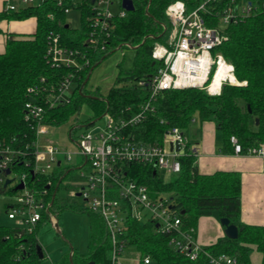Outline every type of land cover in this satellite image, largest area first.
Wrapping results in <instances>:
<instances>
[{"label": "trees", "instance_id": "trees-1", "mask_svg": "<svg viewBox=\"0 0 264 264\" xmlns=\"http://www.w3.org/2000/svg\"><path fill=\"white\" fill-rule=\"evenodd\" d=\"M173 1L133 0V11H128L125 16L114 17L107 41L109 51L102 55V59L117 48L134 47L135 55L132 67L127 69L119 64L115 84L105 95L101 94L99 88L87 87L91 69L102 60L101 57L96 58L94 50L88 47V38L93 30L89 21L92 0H67L63 5H59L57 0H43L15 12L0 14L2 17L17 19L36 16L38 22L32 36L11 35L5 52L0 53V141L22 148L29 144L32 150L36 126L34 121L25 117V104L32 97H36L44 106L45 123L50 127L77 119L85 104L96 111L94 118L81 121L85 125L103 116L106 111L132 114L126 108L132 106L135 111L149 97L147 85H139V81L147 80L157 71L159 63L152 52L154 46L162 43L169 32L171 22L165 9ZM184 1L189 10L199 2ZM230 1L217 0L216 5L212 4L210 9L221 11ZM248 1H252L254 10L227 25L223 30L225 39L214 49V53H222L227 61L233 63L236 77L245 83H226L217 95L197 87L161 90L157 94L155 111L150 117L140 125L129 128L134 138L160 142L165 130L171 126H179L188 133L193 119L198 116L203 121H215L223 135V152H233L231 135H236L245 149L264 143V0ZM67 6L80 10L79 27H72L68 22L65 12ZM49 14L54 17L51 18ZM208 18L210 25L219 23V15ZM51 33L59 34L61 42L68 48L86 51L90 63L78 71H74L73 66L52 65L46 57ZM81 61L84 64L85 59ZM72 71L76 72L74 80L77 86L71 97L51 105L48 99L59 92L61 80ZM256 118L259 119L258 124ZM27 155L30 163H33V154L28 152ZM32 166L16 162L13 169L28 172L29 183L38 187H45L47 180L53 179L49 189L52 196L63 173L58 176L36 174L33 177ZM128 171L135 172L134 176L151 188L173 192L171 207L180 216L184 229L196 228L199 217L214 210L219 212L220 217H228L238 225L237 238L224 237L205 246L206 251L227 253L235 256L240 264H252L250 254L255 248L262 253L261 264H264V226L239 222L241 179L237 171L201 173L193 154L182 158L181 172L169 181L161 176L153 177L152 169L148 166L131 164ZM8 188L0 187V193L6 192ZM9 190L16 191L15 187ZM66 209L88 213V250L77 253L73 249V261H70V253H63L53 264H112V243L101 215L76 202H65L64 198H56L51 206V211L57 217ZM47 217L44 214L43 220L32 232L15 225H0V264H43L46 255L44 253V258H40L37 251L40 245L37 232ZM124 237L128 245L135 247L139 253L141 260L138 264H145V255L151 257L150 264H209L204 252L192 260L172 246L170 233L158 232L152 226L135 220L129 221Z\"/></svg>", "mask_w": 264, "mask_h": 264}, {"label": "built area", "instance_id": "built-area-1", "mask_svg": "<svg viewBox=\"0 0 264 264\" xmlns=\"http://www.w3.org/2000/svg\"><path fill=\"white\" fill-rule=\"evenodd\" d=\"M41 1L43 0H20V4L7 2L5 11L15 12L21 7L39 4ZM65 2L67 0H57L59 5ZM117 2L120 3V9L114 11L113 6ZM216 2L217 0H199L190 10L184 0L171 2L165 9L171 22L168 44L157 43L154 46L152 56L159 63L157 71L147 80L139 81V85H147L149 97L135 111L132 106H128L126 111H132L129 115L106 111V126L95 131H84L76 141L79 153L84 159L77 167L81 169V179L78 182L80 187L77 192H71V196L81 197V206L101 215L112 243V264H127L122 255L125 248L129 247L124 235L128 231L130 220L152 226L161 233H170L172 246L192 260H196L204 252L208 256L209 264H240L230 254L206 251L195 238V228L182 227L180 216L172 209L170 199L162 195L163 191L151 188L139 181L134 176L135 172L128 171L131 164H139L151 168L153 177L160 176V169H168L178 174L182 170V158L190 154L197 155V148L191 143L189 134L179 126L168 127L160 142L139 141L132 136L129 128L140 125L150 117L155 111V101L161 90L197 87L217 95L226 83H245L236 78L234 65L222 53H214V49L225 39L224 28L249 15L254 10V5L252 1H248L240 6L239 0H231L221 11L210 9ZM91 5L89 21L93 30L88 38V47L94 50L96 58H100L99 55L109 51L107 41L114 17L125 16L129 10L123 6L122 0H92ZM70 9L69 6L65 7V12L68 13ZM215 15H219V23L210 25L207 18ZM49 16L54 17L53 14ZM86 54V51L65 46L57 33H51L48 37L46 57L54 66H73L74 71H78L90 63ZM81 59H85L84 64ZM74 71L61 80L59 92L48 99L51 105L71 97L77 86ZM30 90L34 91L33 88ZM45 116L44 106L36 97L26 102L25 117L34 121L36 126L32 150L29 144L22 148L0 141V187H4L7 178H12L15 171L13 165L16 162L25 166L32 164L31 172L34 176H58L63 173L52 196L49 190L53 184L51 178L47 180L45 187L29 183L26 171L12 178L13 181L17 180L16 185L23 182L24 187L18 189L15 200L7 206V214L16 222L15 226L29 232L35 230L44 214L48 215L46 219L53 226L58 223L51 206L56 198L63 199L59 197L60 185L72 170L61 169L62 160L59 154L62 151L56 145L43 141L50 128L45 123ZM94 123L95 120L89 125ZM230 142L234 153L257 155L264 159V143L245 149L236 135H231ZM28 152L33 154V163L28 159ZM71 158L72 155L68 153L67 159ZM86 166L88 170L83 169ZM8 168L11 170L9 174L6 173ZM140 260L141 258L139 262ZM143 261L150 264L152 259L145 255Z\"/></svg>", "mask_w": 264, "mask_h": 264}, {"label": "rangeland", "instance_id": "rangeland-1", "mask_svg": "<svg viewBox=\"0 0 264 264\" xmlns=\"http://www.w3.org/2000/svg\"><path fill=\"white\" fill-rule=\"evenodd\" d=\"M40 1V0H37ZM248 0H239V5H245ZM114 11H119L120 3L117 2L113 6ZM67 20L72 27L80 26V10L78 8H71L67 13ZM168 34L162 43L168 44L167 40ZM135 55L134 47L127 48H117L109 56L105 57L99 55L102 59L100 63L94 68L91 72V75L88 79L87 87L89 89L99 88L102 95H105L108 90L115 84V79L119 71V64L124 68H130L133 66ZM233 64V63H232ZM236 76V75H235ZM237 78V77H236ZM238 79V78H237ZM205 90V89H204ZM96 116V111L90 107L88 104H85L78 115L77 119L73 118L69 122L60 125L52 126L49 128L48 134L44 135L43 141L47 143H52L56 145L62 153L59 154V158L62 160L61 169H71L70 173L64 178L60 185L59 197H63L65 202L80 204L83 202L81 197L71 196V192H77L80 187L78 183L80 181L81 169H78V165L83 162V156L79 153V146L77 140L84 131H95L97 129H103L107 124V116L103 115L99 118L94 119L95 123L92 125H85L81 121H87L90 118ZM195 121L190 125V134L191 138H198L200 131L202 130V123L198 116H196ZM92 120V121H94ZM211 121V120H210ZM212 122L215 123L214 120ZM74 123V125L72 124ZM84 124V125H83ZM73 125V132L70 135V129ZM215 123V127H216ZM216 137L221 145H223V135L220 129L216 127ZM192 131V132H191ZM72 155L71 159H67V154ZM88 170V166L83 168ZM21 170L13 171L11 177L20 175ZM159 175L165 180L169 181L174 176L175 173L169 171L168 169H160ZM17 183L13 181L9 184V188L6 192L0 193V223L8 225H16V222L13 219H10L7 214V206L12 203L15 198L17 191H10V188H14ZM162 195L171 201L173 197V192L163 191ZM8 204V205H7ZM204 217L212 216L217 224L224 228L221 223V217L217 210L212 211L211 213L203 215ZM59 229L56 226L45 219L40 225L37 236L40 242V245L45 253V258L43 264H53L57 261L63 253H70L72 248L76 250L77 253H85L88 250L89 245V216L86 212H76L71 209L63 210L59 213L58 217ZM225 231V228H224ZM253 253L260 254L261 263V253L256 249L252 250ZM111 257V253H110ZM122 258L126 260L127 264H138L140 255L136 251L135 247L129 246L123 251ZM254 262V260H253Z\"/></svg>", "mask_w": 264, "mask_h": 264}, {"label": "crops", "instance_id": "crops-1", "mask_svg": "<svg viewBox=\"0 0 264 264\" xmlns=\"http://www.w3.org/2000/svg\"><path fill=\"white\" fill-rule=\"evenodd\" d=\"M7 2L20 4V0H0V14L7 12L5 11ZM37 24L36 16L23 19L0 16V53L5 52L7 41L11 35L32 36L37 30ZM216 127L215 123L210 120L203 121L202 130L200 133L197 132L198 138H191L189 134L193 146L197 148V168L199 172L205 174L217 170L237 171L241 179L239 222L264 226V159L257 155L236 154L232 151L223 152V145L216 137ZM0 225L2 224L0 223ZM224 237H226L224 228L220 227L212 216L204 217L202 215L199 217L195 228V238L201 245L205 247ZM250 257L252 264L260 262V254L253 253L252 250Z\"/></svg>", "mask_w": 264, "mask_h": 264}, {"label": "water", "instance_id": "water-1", "mask_svg": "<svg viewBox=\"0 0 264 264\" xmlns=\"http://www.w3.org/2000/svg\"><path fill=\"white\" fill-rule=\"evenodd\" d=\"M122 4L129 11H133L135 9V5H134L133 0H122ZM67 26H69V25H67ZM92 70H93V68L90 71V75H91ZM90 75L88 76L87 80L89 79ZM256 122H257V124L259 123V119L258 118H256ZM10 171H11L10 168H8L6 170V173L9 174ZM33 177H34V174H33ZM12 181H13L12 178H7L5 183H4V187H7V185L9 183H11ZM23 187H24V184H23V182H21V183H19L18 185L15 186V189L18 190V189H21ZM221 223H222V225L225 228L226 237H228V238H237L238 237V235H239V227H238L237 224L232 223L231 220L228 217H221ZM55 226H56V228L59 229V224L58 223ZM37 251H38V253L40 255V258H44V251H43L41 245L37 246ZM72 254H73V248H72V251L70 253V261H73ZM89 264H94V263L90 262Z\"/></svg>", "mask_w": 264, "mask_h": 264}, {"label": "bare ground", "instance_id": "bare-ground-1", "mask_svg": "<svg viewBox=\"0 0 264 264\" xmlns=\"http://www.w3.org/2000/svg\"><path fill=\"white\" fill-rule=\"evenodd\" d=\"M220 74H221V73H220ZM218 75H219V74H218ZM216 82H218V76H217Z\"/></svg>", "mask_w": 264, "mask_h": 264}]
</instances>
